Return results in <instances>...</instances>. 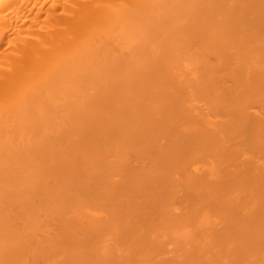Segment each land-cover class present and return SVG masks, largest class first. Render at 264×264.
Returning <instances> with one entry per match:
<instances>
[{"label": "bare ground", "instance_id": "obj_1", "mask_svg": "<svg viewBox=\"0 0 264 264\" xmlns=\"http://www.w3.org/2000/svg\"><path fill=\"white\" fill-rule=\"evenodd\" d=\"M0 264H264V0H0Z\"/></svg>", "mask_w": 264, "mask_h": 264}]
</instances>
